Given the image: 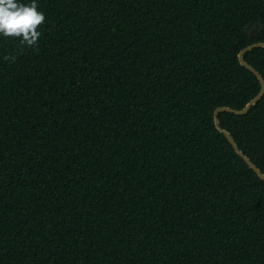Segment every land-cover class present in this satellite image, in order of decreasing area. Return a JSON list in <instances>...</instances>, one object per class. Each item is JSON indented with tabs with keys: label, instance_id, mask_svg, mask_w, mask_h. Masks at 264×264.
Segmentation results:
<instances>
[{
	"label": "trees",
	"instance_id": "trees-1",
	"mask_svg": "<svg viewBox=\"0 0 264 264\" xmlns=\"http://www.w3.org/2000/svg\"><path fill=\"white\" fill-rule=\"evenodd\" d=\"M38 11L37 46L0 37V264H264V182L213 121L260 91L264 0ZM218 120L264 174V96Z\"/></svg>",
	"mask_w": 264,
	"mask_h": 264
},
{
	"label": "clouds",
	"instance_id": "clouds-1",
	"mask_svg": "<svg viewBox=\"0 0 264 264\" xmlns=\"http://www.w3.org/2000/svg\"><path fill=\"white\" fill-rule=\"evenodd\" d=\"M45 21L43 11H38V0H0V37L16 38L29 48L37 46L41 32L37 30ZM13 57L6 56L5 59Z\"/></svg>",
	"mask_w": 264,
	"mask_h": 264
},
{
	"label": "water",
	"instance_id": "water-1",
	"mask_svg": "<svg viewBox=\"0 0 264 264\" xmlns=\"http://www.w3.org/2000/svg\"><path fill=\"white\" fill-rule=\"evenodd\" d=\"M254 48H264V43H257V44H253L250 45L246 48H244L243 50H241L238 54V60L241 66L245 67L246 69H248L251 73H253V75H255V77L258 79L259 83H260V91L259 93L252 99L250 100L243 109L241 110H234L231 108H227V107H221V108H217L214 111L213 114V121H214V125L215 128L224 135V137L227 139V141L230 143V145L232 146L233 150L235 151V153L241 157V159L245 162V164H247V166L253 170V172L264 182V174H262V172L241 152V150H239V148L237 147L234 139L231 137V135L224 129L221 128L219 120H218V115L220 113H230V114H234V115H246L248 113V111L255 106L264 96V79L263 77L250 65H248L245 60H244V55L246 53H248L249 51H251Z\"/></svg>",
	"mask_w": 264,
	"mask_h": 264
}]
</instances>
